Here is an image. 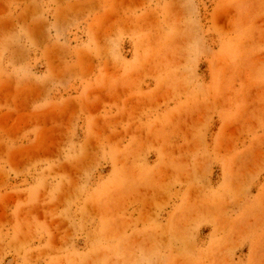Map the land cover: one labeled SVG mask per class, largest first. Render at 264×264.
Masks as SVG:
<instances>
[{"label":"rangeland","instance_id":"1","mask_svg":"<svg viewBox=\"0 0 264 264\" xmlns=\"http://www.w3.org/2000/svg\"><path fill=\"white\" fill-rule=\"evenodd\" d=\"M0 264H264V0H0Z\"/></svg>","mask_w":264,"mask_h":264}]
</instances>
